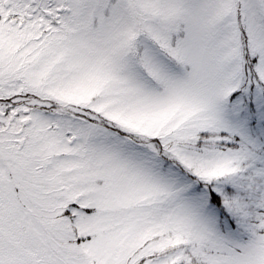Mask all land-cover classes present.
<instances>
[{"label":"snow or ice","instance_id":"snow-or-ice-1","mask_svg":"<svg viewBox=\"0 0 264 264\" xmlns=\"http://www.w3.org/2000/svg\"><path fill=\"white\" fill-rule=\"evenodd\" d=\"M0 264H264V0H0Z\"/></svg>","mask_w":264,"mask_h":264}]
</instances>
